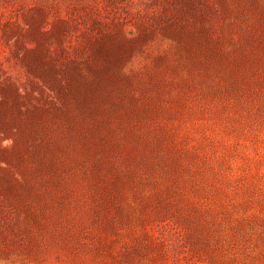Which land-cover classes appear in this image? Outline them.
Listing matches in <instances>:
<instances>
[{
    "label": "rangeland",
    "instance_id": "374dc122",
    "mask_svg": "<svg viewBox=\"0 0 264 264\" xmlns=\"http://www.w3.org/2000/svg\"><path fill=\"white\" fill-rule=\"evenodd\" d=\"M0 264H264V0H0Z\"/></svg>",
    "mask_w": 264,
    "mask_h": 264
}]
</instances>
